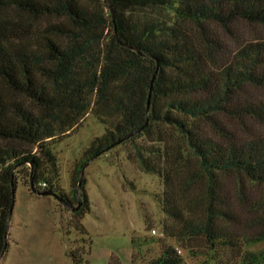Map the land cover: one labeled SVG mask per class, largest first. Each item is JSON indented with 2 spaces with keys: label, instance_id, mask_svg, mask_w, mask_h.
<instances>
[{
  "label": "trees",
  "instance_id": "trees-1",
  "mask_svg": "<svg viewBox=\"0 0 264 264\" xmlns=\"http://www.w3.org/2000/svg\"><path fill=\"white\" fill-rule=\"evenodd\" d=\"M252 23L264 28V0H0V253L18 177L69 203L56 187L51 142L87 112L103 132L86 159L144 137L148 143L136 147L142 171L168 188L179 172L181 190L203 182L185 206L165 199L179 235L221 237L216 220L228 212L220 172L260 184L264 205V97L249 92L264 89V38L239 30ZM244 119L261 130L246 132ZM196 201L204 205L201 219L185 215ZM263 238L264 230L250 241ZM245 260L262 262L264 253ZM144 264L182 258L163 245Z\"/></svg>",
  "mask_w": 264,
  "mask_h": 264
},
{
  "label": "rangeland",
  "instance_id": "rangeland-1",
  "mask_svg": "<svg viewBox=\"0 0 264 264\" xmlns=\"http://www.w3.org/2000/svg\"><path fill=\"white\" fill-rule=\"evenodd\" d=\"M239 30L246 38H264V28L258 24L241 25ZM249 92L264 97V89ZM243 123L246 132L261 130L252 120ZM238 125L233 127L241 130ZM102 132L103 125L87 112L76 126L51 142L57 161L56 187L73 206L77 203L75 173L87 160L90 141ZM147 143L139 137L89 160L78 189L80 206L74 211L53 195L31 192L18 177L0 264H144L163 245L173 246L182 264H247L249 252L264 253V238L250 241L264 230L260 184L241 173L220 172L218 193L228 212L216 220L221 237L210 243L203 234L181 236L179 223L163 211L165 199L170 194L176 204L185 206L203 192V182L181 190L177 180L184 172H179L168 188L158 176L142 171L136 147ZM203 209V203L196 201L185 215L201 219Z\"/></svg>",
  "mask_w": 264,
  "mask_h": 264
},
{
  "label": "water",
  "instance_id": "water-1",
  "mask_svg": "<svg viewBox=\"0 0 264 264\" xmlns=\"http://www.w3.org/2000/svg\"><path fill=\"white\" fill-rule=\"evenodd\" d=\"M157 66H158V63L156 61V65H155V69L153 71V74L150 78V82H149V87H148V93H147V99H146V104H145V112L148 111V107H149V96H150V89H151V85H152V81L154 79V76H155V73L157 71ZM140 128H137V129H134L133 131L129 132L127 135H124L122 138L118 139L116 141V143L126 139L127 137L129 136H132L134 135ZM93 158L92 157H89L84 163L83 165L80 167V170H79V174H78V178H77V182H76V186H75V191H74V195H75V198H76V205L73 206L69 203H67L66 201H64L62 198L58 197L57 194H55L54 192L52 191H48V190H37L33 187V184L32 182L29 180V190L35 194H38V195H53L54 197H56V199L61 203L62 206H64L65 208L71 210V211H74L76 210L79 206H80V200H79V195H78V189L80 187V184H81V179H82V172H83V169L85 167V165L88 163L89 160H91ZM10 192H11V202H10V205L8 207V214H7V219H6V224H5V229H4V232H3V239H4V242H3V248L1 250V253H0V256L2 255L4 249H5V245H6V242H5V239H6V233H7V228H8V220H9V217H10V213H11V209H12V204H13V192H14V186L12 183H10Z\"/></svg>",
  "mask_w": 264,
  "mask_h": 264
},
{
  "label": "built area",
  "instance_id": "built-area-1",
  "mask_svg": "<svg viewBox=\"0 0 264 264\" xmlns=\"http://www.w3.org/2000/svg\"><path fill=\"white\" fill-rule=\"evenodd\" d=\"M40 186L41 187L45 186V183L44 182L40 183ZM151 232L154 233V230H151Z\"/></svg>",
  "mask_w": 264,
  "mask_h": 264
}]
</instances>
